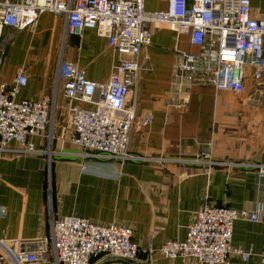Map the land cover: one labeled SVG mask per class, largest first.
Here are the masks:
<instances>
[{"label": "crops", "instance_id": "0c3cea01", "mask_svg": "<svg viewBox=\"0 0 264 264\" xmlns=\"http://www.w3.org/2000/svg\"><path fill=\"white\" fill-rule=\"evenodd\" d=\"M168 1L144 0L145 10L162 13ZM250 10L264 20V0H250ZM66 21L48 13L31 31L5 28L1 33L0 86L23 70L28 83L17 100L54 98L56 111L50 136L31 139L35 154H0V239L34 251L36 242L49 236L52 220L74 216L130 228L142 264H196L164 258L157 250L165 241H184L205 204L236 211L264 207V177L259 175L264 167V73L255 82L253 70H247L240 95L203 83L195 74L187 100L178 107L173 69L179 52L198 49L172 28L153 25L152 45L139 57L141 71L128 95L137 116L128 152L139 160L87 155L72 144L61 65L74 63L88 80L106 83L129 56L116 52L93 29L81 37L66 35ZM146 119L151 123L144 126ZM202 153L218 164L210 176L196 162ZM232 245L252 258L244 262L233 256L229 264H258L264 220L237 221Z\"/></svg>", "mask_w": 264, "mask_h": 264}, {"label": "built area", "instance_id": "2783aa9c", "mask_svg": "<svg viewBox=\"0 0 264 264\" xmlns=\"http://www.w3.org/2000/svg\"><path fill=\"white\" fill-rule=\"evenodd\" d=\"M48 13L66 18V35L81 37L86 29H93L112 49L129 56L114 67L106 83L88 80L74 63L61 65L72 144L87 155L139 160L128 152L137 117L128 95L141 71L139 57L152 45L153 25L172 28L198 49V53L179 52L173 69L172 88L180 100L178 107L187 100L195 74L203 83L238 95L245 92L247 70H253L255 82L263 79L264 20L252 16L250 0H169L162 13L146 12L144 0H0V41L3 29L31 31ZM4 55L0 49V69ZM27 83L21 70L12 82L0 86V154L33 155L36 151L31 139L50 136L54 128V98L17 100ZM150 123L151 119H146L143 125ZM13 145L16 148L10 149ZM196 162L206 167L207 176L218 165L210 153H202ZM259 175L264 177V167L259 168ZM263 220L262 206L236 211L205 204L184 241H165L157 251L164 258L196 264H229L233 256L249 262L252 254L232 245L234 225L237 221ZM36 245L30 251L18 241L0 239V264H98L111 258H140L130 228L74 216L52 220L49 236ZM258 264H264V252Z\"/></svg>", "mask_w": 264, "mask_h": 264}, {"label": "water", "instance_id": "95a60500", "mask_svg": "<svg viewBox=\"0 0 264 264\" xmlns=\"http://www.w3.org/2000/svg\"><path fill=\"white\" fill-rule=\"evenodd\" d=\"M98 264H142L139 261L120 259V258H111L101 261Z\"/></svg>", "mask_w": 264, "mask_h": 264}]
</instances>
